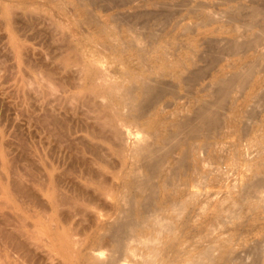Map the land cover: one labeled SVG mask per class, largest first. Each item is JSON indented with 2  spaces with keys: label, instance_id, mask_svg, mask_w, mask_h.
<instances>
[{
  "label": "bare ground",
  "instance_id": "obj_1",
  "mask_svg": "<svg viewBox=\"0 0 264 264\" xmlns=\"http://www.w3.org/2000/svg\"><path fill=\"white\" fill-rule=\"evenodd\" d=\"M102 1L89 0L96 5ZM133 1L120 0L122 5ZM139 1L143 7L164 8L156 14V9L136 10L134 20L142 19L145 29L150 19H168L178 11L172 12L171 8L183 5L182 0H179L181 3L175 0ZM232 1H222L227 5L223 13L206 12L205 6L197 2L199 6L180 16L169 32L162 31L157 36L150 31V40L146 43L128 37L124 48H119L120 56L115 59L130 64L136 58L142 63L143 75H136L129 69L120 75V80H113L108 76L115 68L106 66L102 58L77 61L80 64L70 83L68 76L71 74L67 71L57 78L52 77L49 69L42 71L41 86L33 83L38 85L35 88L40 101L38 107L32 106L30 100L26 107L28 133L32 123L37 124L42 134L41 150L35 153L31 142L27 143L23 178L15 176L12 182L28 203L24 234L19 232L20 239L10 236L13 232L9 235L11 241L24 248L19 260L26 256L28 264H36V250L43 249L42 259L50 260L49 264H174L175 259L183 255L187 257L183 264H216L219 249L225 247L216 246L217 238L206 244H199L201 241L197 240L196 246L184 244L189 237L186 229H190L191 219L201 215L205 208L196 198L204 182L198 170L203 160L199 152L204 146L219 143L216 140L227 128L229 119L223 116L221 109L227 99L230 100L233 87L250 82L252 74L264 66L261 59L263 56L264 60V45L261 44L264 0L237 1L233 6L230 5ZM164 21H161L163 25ZM218 23L227 28L222 25L214 30L204 40V49L172 46L165 38L178 28L182 33L197 34ZM98 29L108 32L102 25ZM183 51H187V56L177 66L170 67L171 58H181ZM240 52L251 58L240 70L219 75L218 68H212L226 56ZM67 59L63 62V70H69L71 63L68 61L72 56ZM233 66L239 67V64ZM74 84L77 89L67 88ZM36 90L30 88L28 93ZM172 106L178 108L167 113ZM255 178L245 184L247 187L243 185L241 200L261 201L259 187L264 180L260 173H256ZM101 217H112V220L100 225ZM99 225L98 235L93 238L90 233ZM180 225L185 227L183 231ZM263 241L256 242L248 251L257 262L264 255ZM47 246L52 248L46 251ZM192 250L195 258L191 257ZM230 254L229 251V263L238 261L237 254ZM246 256L240 257L246 260L249 255Z\"/></svg>",
  "mask_w": 264,
  "mask_h": 264
},
{
  "label": "rangeland",
  "instance_id": "obj_2",
  "mask_svg": "<svg viewBox=\"0 0 264 264\" xmlns=\"http://www.w3.org/2000/svg\"><path fill=\"white\" fill-rule=\"evenodd\" d=\"M152 1L159 2L162 0ZM167 1L172 2L173 0ZM177 1L178 3L182 2L183 5L181 4L179 6L177 5V8H171L172 10L170 11L172 12L176 11V9L178 11L174 15H171L170 18L168 17L170 20L166 18L168 22L165 18L158 19V21L155 20L156 22L150 19L151 21L146 24L145 29V23L141 22L142 19L134 20L136 10L139 9L137 10L139 12L140 10L154 11L156 9V12L154 11L156 14L158 11L162 12L164 8L158 9L152 7V5H148L144 6L145 9L143 6H140L142 2L139 0H134L125 5H122L120 0H113L109 2L114 3L113 5L111 4L113 7L106 0H103V3L100 2L99 4L101 5L91 4L89 0H0V66L2 64V70L0 69V172L2 175L4 174L3 177L0 174V238H2L0 240V264H28L26 256L19 260L20 256L22 257L24 255V248L18 246L9 238V235L12 234L10 232H13L10 236L16 235L19 239L24 234L26 228V223L24 222H27L28 209L26 198L14 189L12 182L17 176L23 178V160L25 159L24 152H26L27 143L29 141L31 142L32 150L35 153L41 150L42 134L37 124L32 123L30 134L28 133L29 125L26 107L28 100H30L32 106L35 108L38 107L40 101L36 87L38 85L40 87L43 82V72L49 69L52 77L57 78L62 74L65 75L67 71L71 74L70 77L68 76V81L70 80L72 82L71 78L75 79V72L81 62L92 58H102L106 66L110 68V65H112L115 68V71L108 76L113 80H120V75L126 73L129 69L136 75H143L142 63L136 58H133L130 64H123L115 59V57L120 56L119 48H124L125 41L128 37L146 43L150 40L148 36L150 31L157 36L162 31L169 32L180 16L184 15L188 10L198 7L200 3L205 6L204 10L206 12L214 10L217 13H223L227 6L223 4V0H180L181 2L175 0V2ZM216 1H219L218 4ZM237 1L244 3L250 2V0H233L230 5H236ZM197 2H199L198 5ZM185 3L187 4L184 5ZM102 4L106 5V7ZM107 6H110V8L108 9ZM179 8L181 9L180 11ZM124 11H127V13H124ZM115 16L117 19H115ZM160 20H165L166 26ZM99 25L105 26L108 32L103 29H98ZM222 25L225 26L223 23L208 26L202 30L203 32L197 34L188 33L187 31L182 33L181 28H178L176 31L174 30L169 33L165 38L169 40L168 42L172 46L185 45L191 46V48L200 47L204 49L206 46L204 40H207L211 36V33ZM225 27L227 28V26ZM154 28L157 29L155 30ZM56 30L59 31L57 32ZM67 34L68 36H65ZM261 44L264 45V38L261 40ZM187 54V51H183L180 53L181 58L178 56L172 57L169 66H177ZM71 56L72 59H70ZM261 57L264 65L263 56ZM67 58L70 59L68 62L71 64L68 67L69 70H63V62H66ZM250 59L249 56H244V52H240L232 56H226L221 62H216L212 65V68H218L217 74L219 75L224 73L227 75L231 71L240 70ZM77 61H80V63ZM150 64L153 65L151 62ZM234 64H239V67H234ZM221 68L224 69L220 70ZM156 70L160 69L156 67ZM36 71H39L40 74H37ZM160 72L162 71L160 70ZM11 73L14 74L12 75ZM251 77L250 82L245 83V85L243 84L241 86V84H236L233 87L229 98L230 100L227 99L224 107H222L224 110L221 109L223 116L229 120L227 128L221 134V137L216 140L219 143L211 147L207 146L205 148L204 146L205 149L202 148L199 152L203 160L198 165V170L200 176L203 175L202 179L204 178V182L199 188L200 193L196 198L200 200V206L205 208L201 215L194 216L191 219L190 229H186V233L190 238L188 237V240L184 244H193L197 240L201 241L199 244H206L208 242L210 243V240L217 238L218 242L216 246L222 245L225 247L224 249H219L218 253L216 252L218 254L216 264H264V255L257 262L249 254L250 248L252 246L254 247L257 243L260 244L264 237V184L259 187L261 201L255 202V200L249 199L244 201L241 200L240 195L242 189L244 190L243 185H248L253 182V179H256V173H260L264 180V66L257 73H253ZM25 79L30 82L25 83ZM34 82L35 84L38 83V85H33ZM205 82L207 83L208 80ZM26 84H29L28 87ZM30 88L36 91L28 93ZM67 88L72 90V88L77 89L78 87L74 84L72 87L68 85ZM176 108L178 107H169L167 113L173 112ZM37 112L38 110L35 109V113ZM158 117L160 118L161 116ZM165 128L166 126L160 129ZM242 131L245 132L243 133ZM223 147L224 149H222ZM203 149L205 151L202 153ZM12 164L14 166L16 165L15 170ZM16 198L22 201L20 202ZM228 217L231 220H228ZM108 220H112V217H101L99 223L100 225H106ZM100 225L90 233L93 238L97 237ZM1 226L6 228L5 232ZM8 226L10 227L8 228ZM179 229L183 231L185 227L180 225ZM19 232H21V235ZM225 233L228 234L226 235ZM35 234L38 235L39 233L35 232ZM8 240L11 244L7 243L9 242ZM194 245L196 246L195 243ZM191 247L193 248V246ZM48 248H52V246L45 247V250L47 251ZM42 250H36V264H49L51 262L50 260L42 259L45 255L44 250ZM229 251L232 256H234V253L237 254L238 261L236 260L235 263H229L227 261ZM191 252V257L195 258V252L193 250ZM244 252L245 255H249L248 257L246 256V260L242 258L245 256ZM13 253H16V255ZM21 253L23 255H20ZM262 253L264 254V250H262ZM185 259H187L186 255L178 256L174 264H183L185 263L183 262ZM54 263H57V260ZM204 264L210 263L205 262Z\"/></svg>",
  "mask_w": 264,
  "mask_h": 264
}]
</instances>
